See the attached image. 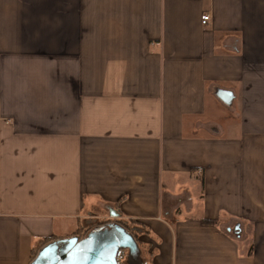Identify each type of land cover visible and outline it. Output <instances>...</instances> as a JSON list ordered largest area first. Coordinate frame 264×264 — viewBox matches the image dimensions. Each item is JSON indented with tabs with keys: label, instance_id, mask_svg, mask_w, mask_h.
<instances>
[{
	"label": "crops",
	"instance_id": "crops-1",
	"mask_svg": "<svg viewBox=\"0 0 264 264\" xmlns=\"http://www.w3.org/2000/svg\"><path fill=\"white\" fill-rule=\"evenodd\" d=\"M100 217L142 264H264V0H0V264Z\"/></svg>",
	"mask_w": 264,
	"mask_h": 264
},
{
	"label": "water",
	"instance_id": "water-1",
	"mask_svg": "<svg viewBox=\"0 0 264 264\" xmlns=\"http://www.w3.org/2000/svg\"><path fill=\"white\" fill-rule=\"evenodd\" d=\"M220 96L227 102L232 98L225 92ZM238 229L237 224L234 230ZM118 248L126 249L128 264H142L141 251L134 235L123 224L109 217L104 224L90 228L83 237L71 235L50 240L38 249L28 264H116L115 252Z\"/></svg>",
	"mask_w": 264,
	"mask_h": 264
},
{
	"label": "rangeland",
	"instance_id": "rangeland-1",
	"mask_svg": "<svg viewBox=\"0 0 264 264\" xmlns=\"http://www.w3.org/2000/svg\"><path fill=\"white\" fill-rule=\"evenodd\" d=\"M168 83L174 84V83L166 80L165 81L166 87L168 86ZM209 96H212V95H210V94L206 95V98H205L206 110H205L204 115L201 118L202 119H211V120L217 121L218 123L226 126V124L231 121L228 117H226V114H227L226 106L227 105H225V104L222 105L221 103L219 104L218 102L216 103V105H214V104H212L211 101L209 103V100H208ZM179 183H180V187L183 186L184 184H187V182H185L182 178H181ZM188 185H190V184H188ZM186 187H188V186H186ZM178 188H179V186H178ZM163 189H167L164 181H163ZM183 189H187V188L184 187ZM106 220H107V218L100 217L97 219L96 222L91 224L90 227H93V226L97 225L98 223H104ZM58 224L60 225L61 223H58ZM78 225H79V223H74V222L71 223L70 222L68 224L66 231H70L72 229V227L75 226V228H76V227H78ZM81 228L82 227H79L78 229H81Z\"/></svg>",
	"mask_w": 264,
	"mask_h": 264
},
{
	"label": "trees",
	"instance_id": "trees-1",
	"mask_svg": "<svg viewBox=\"0 0 264 264\" xmlns=\"http://www.w3.org/2000/svg\"><path fill=\"white\" fill-rule=\"evenodd\" d=\"M117 221L120 222L121 224H123L134 235V237L136 238V240H138V235L140 233H142V232H148L149 231V229L147 227H145L143 225H139L134 220H117ZM98 224L101 225L103 223H98ZM90 228H92V227H82L81 229L75 230V232L72 235H79L80 237H83L84 235H86V233L88 232V230ZM55 238H56L55 236H51V237L43 238V239L39 240L37 242V244L31 250L32 251L31 259L34 257V255L37 253L38 249L42 245H44L45 243H47L50 240L55 239Z\"/></svg>",
	"mask_w": 264,
	"mask_h": 264
},
{
	"label": "built area",
	"instance_id": "built-area-1",
	"mask_svg": "<svg viewBox=\"0 0 264 264\" xmlns=\"http://www.w3.org/2000/svg\"><path fill=\"white\" fill-rule=\"evenodd\" d=\"M210 15L208 13L201 16V23L206 24L209 20ZM127 252L126 249L118 248L115 252V263L116 264H128L126 260Z\"/></svg>",
	"mask_w": 264,
	"mask_h": 264
},
{
	"label": "flooded vegetation",
	"instance_id": "flooded-vegetation-1",
	"mask_svg": "<svg viewBox=\"0 0 264 264\" xmlns=\"http://www.w3.org/2000/svg\"><path fill=\"white\" fill-rule=\"evenodd\" d=\"M104 223H105V222H104ZM104 223H103V224H104ZM97 225H99V224H97ZM95 226H96V225H95Z\"/></svg>",
	"mask_w": 264,
	"mask_h": 264
}]
</instances>
